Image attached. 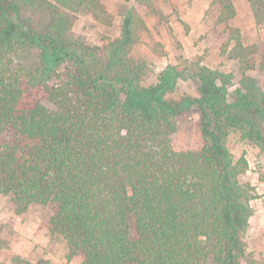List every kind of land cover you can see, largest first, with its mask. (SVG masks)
I'll return each instance as SVG.
<instances>
[{
    "label": "trees",
    "instance_id": "16d2710c",
    "mask_svg": "<svg viewBox=\"0 0 264 264\" xmlns=\"http://www.w3.org/2000/svg\"><path fill=\"white\" fill-rule=\"evenodd\" d=\"M122 1L161 14L166 0ZM216 2L220 23L235 17L231 0ZM79 11L111 24L100 0H0V196L17 215L49 207L51 233L80 264H241L249 213L239 211L253 188L240 181L245 154L235 159L226 141L236 133L264 151V92L242 81L229 93L227 76L187 60L145 85L134 6L100 47L69 37ZM229 41L240 67L264 69L237 29ZM32 49L36 67L18 61ZM186 80L198 97L173 96ZM194 106L202 146L175 149L176 116Z\"/></svg>",
    "mask_w": 264,
    "mask_h": 264
},
{
    "label": "rangeland",
    "instance_id": "374dc122",
    "mask_svg": "<svg viewBox=\"0 0 264 264\" xmlns=\"http://www.w3.org/2000/svg\"><path fill=\"white\" fill-rule=\"evenodd\" d=\"M231 1L236 14L224 24L218 20L220 7L216 0L159 1L157 6L161 14H151L145 7L133 2L100 0L111 17V24L99 23L84 11L74 12L69 37L92 47H100L107 39L118 37L123 15L134 6L146 30L141 33L131 54L147 63L145 85L153 83L157 73L166 65L187 60L227 76L230 79L229 93L240 87L242 81L264 92V69H259L256 63L253 67H240L233 53L234 44L229 41L231 31L237 29L243 46L254 48L258 55L263 54L264 23L256 25L253 13L257 11L262 18L264 9L250 5L247 0ZM36 52L32 49L18 61L36 67ZM251 58L259 61L257 55ZM54 82L52 80L50 84ZM197 89L198 82L195 80L178 81L173 96L187 94L198 97ZM199 118L196 106L176 116L177 129L172 138L175 149L198 150L202 146ZM226 145L235 159L241 153L245 154L247 171L240 176V181L253 188L252 198L242 203L243 209L239 211L243 215L244 211L249 213L247 227L242 233L246 252L241 264H264V151L240 140L236 133L228 136ZM51 215L49 207L38 204L29 205L17 215L10 199L0 196V263L15 264L16 258H19L32 264H80L77 255L66 259L64 242L50 231ZM241 219L244 221V218Z\"/></svg>",
    "mask_w": 264,
    "mask_h": 264
}]
</instances>
